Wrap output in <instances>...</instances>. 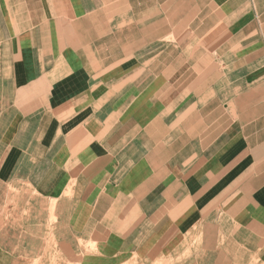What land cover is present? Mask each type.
I'll use <instances>...</instances> for the list:
<instances>
[{"label": "crops", "instance_id": "1", "mask_svg": "<svg viewBox=\"0 0 264 264\" xmlns=\"http://www.w3.org/2000/svg\"><path fill=\"white\" fill-rule=\"evenodd\" d=\"M0 264H264V0H0Z\"/></svg>", "mask_w": 264, "mask_h": 264}]
</instances>
